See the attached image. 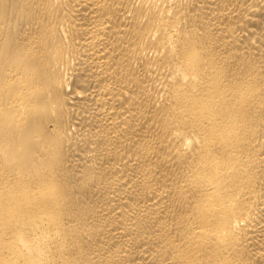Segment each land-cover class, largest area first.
Here are the masks:
<instances>
[{
  "label": "bare ground",
  "instance_id": "6f19581e",
  "mask_svg": "<svg viewBox=\"0 0 264 264\" xmlns=\"http://www.w3.org/2000/svg\"><path fill=\"white\" fill-rule=\"evenodd\" d=\"M0 264H264V0H0Z\"/></svg>",
  "mask_w": 264,
  "mask_h": 264
}]
</instances>
